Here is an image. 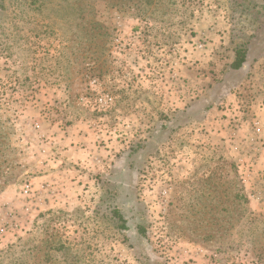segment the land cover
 I'll return each instance as SVG.
<instances>
[{
    "label": "rangeland",
    "instance_id": "rangeland-1",
    "mask_svg": "<svg viewBox=\"0 0 264 264\" xmlns=\"http://www.w3.org/2000/svg\"><path fill=\"white\" fill-rule=\"evenodd\" d=\"M2 228L0 264H264V0H0Z\"/></svg>",
    "mask_w": 264,
    "mask_h": 264
},
{
    "label": "trees",
    "instance_id": "trees-1",
    "mask_svg": "<svg viewBox=\"0 0 264 264\" xmlns=\"http://www.w3.org/2000/svg\"><path fill=\"white\" fill-rule=\"evenodd\" d=\"M246 61H247V50L245 49L244 46L237 47L235 49V57L231 65V68L234 70H239L243 67ZM118 217L120 218V220H123L122 216H120L119 214Z\"/></svg>",
    "mask_w": 264,
    "mask_h": 264
},
{
    "label": "built area",
    "instance_id": "built-area-1",
    "mask_svg": "<svg viewBox=\"0 0 264 264\" xmlns=\"http://www.w3.org/2000/svg\"><path fill=\"white\" fill-rule=\"evenodd\" d=\"M29 192H32V190L30 189V186H26L25 190H24V193L25 194H28ZM1 233L3 234L5 232V229L2 228L1 230Z\"/></svg>",
    "mask_w": 264,
    "mask_h": 264
}]
</instances>
